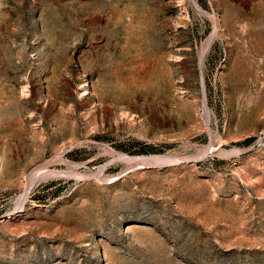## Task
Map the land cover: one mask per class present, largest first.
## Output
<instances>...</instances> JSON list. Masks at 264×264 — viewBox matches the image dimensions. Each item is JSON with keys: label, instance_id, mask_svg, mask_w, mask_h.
Returning a JSON list of instances; mask_svg holds the SVG:
<instances>
[{"label": "rangeland", "instance_id": "1", "mask_svg": "<svg viewBox=\"0 0 264 264\" xmlns=\"http://www.w3.org/2000/svg\"><path fill=\"white\" fill-rule=\"evenodd\" d=\"M0 264H264V0H0Z\"/></svg>", "mask_w": 264, "mask_h": 264}, {"label": "bare ground", "instance_id": "2", "mask_svg": "<svg viewBox=\"0 0 264 264\" xmlns=\"http://www.w3.org/2000/svg\"><path fill=\"white\" fill-rule=\"evenodd\" d=\"M56 173H58V172L49 171V170L45 169L44 167H38V168L34 169L29 175L30 181H29V185L27 188H29V186H31L36 180H38L40 178H45V177L52 175V174L54 175ZM27 190L28 189H26L25 193H23V196H22L23 199L26 197ZM21 201H22V199H21Z\"/></svg>", "mask_w": 264, "mask_h": 264}]
</instances>
